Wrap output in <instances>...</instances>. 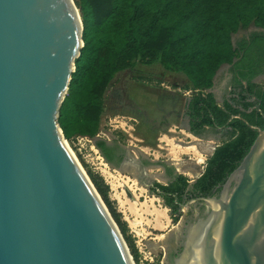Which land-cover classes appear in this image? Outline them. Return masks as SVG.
Wrapping results in <instances>:
<instances>
[{"label": "water", "instance_id": "1", "mask_svg": "<svg viewBox=\"0 0 264 264\" xmlns=\"http://www.w3.org/2000/svg\"><path fill=\"white\" fill-rule=\"evenodd\" d=\"M82 46L73 0H0V264H134L57 123ZM248 125L216 196L188 201L210 207L170 264H264V125Z\"/></svg>", "mask_w": 264, "mask_h": 264}, {"label": "trees", "instance_id": "2", "mask_svg": "<svg viewBox=\"0 0 264 264\" xmlns=\"http://www.w3.org/2000/svg\"><path fill=\"white\" fill-rule=\"evenodd\" d=\"M82 22L80 54L61 102L57 123L67 141L76 135L93 140L106 162L117 166L124 150L113 140L95 138L100 126L103 99L113 76L136 61H158L164 70L182 73L191 89L185 101L191 118L189 129L198 133L208 126L222 127L229 138L215 146L200 176L189 183L176 174L167 184L153 182L164 204L175 214L182 196L204 197L221 185L237 166L256 136L250 125L263 127L264 86L252 81L264 74V0H74ZM254 26L232 41L241 29ZM223 64H231L237 86L245 81L243 95L219 105L210 91ZM255 96L248 101L247 93ZM232 115H239L231 118ZM145 163H148L145 161ZM91 183L118 227L135 263L139 252L135 240L109 197V186L99 172L83 164ZM171 174V173H170ZM219 186L216 188L218 192ZM177 214L173 218L176 220Z\"/></svg>", "mask_w": 264, "mask_h": 264}, {"label": "rangeland", "instance_id": "3", "mask_svg": "<svg viewBox=\"0 0 264 264\" xmlns=\"http://www.w3.org/2000/svg\"><path fill=\"white\" fill-rule=\"evenodd\" d=\"M252 29L251 25L237 31L232 41ZM225 67L220 66L213 86L206 90L219 105L229 77ZM254 82L264 86V75ZM187 85L191 87L182 73L164 70L158 61L150 65L136 61L113 76L105 91L95 138L109 143L115 140L123 148L126 157L118 166L106 162L92 139L82 145L66 140L80 167L84 170L83 163L96 170L108 184L109 197L126 220L138 248L139 258L134 264H170L185 224L194 223L210 207L192 201L173 214L150 188L153 182L167 184L176 174L193 183L214 147L229 138L227 130L208 126L198 133L189 132L186 122L175 114H181L192 94L191 89H185Z\"/></svg>", "mask_w": 264, "mask_h": 264}, {"label": "flooded vegetation", "instance_id": "4", "mask_svg": "<svg viewBox=\"0 0 264 264\" xmlns=\"http://www.w3.org/2000/svg\"><path fill=\"white\" fill-rule=\"evenodd\" d=\"M230 68H231V64H226V67H225V70L227 72V74L229 75L227 81L225 82V92L222 93L221 95V103L223 104L224 102H228V103H232L233 102V98L237 99L239 95H243V92H242V88H245L246 89V84H245V81H241V86H237V83L234 81V75L233 73L230 71ZM217 73V72H216ZM216 73L214 75V78L216 77ZM264 75V74H262ZM258 76H261V75H258ZM256 76V77H258ZM255 77V78H256ZM255 78L252 80L254 81ZM213 86V85H212ZM250 97L246 98L248 101H254L255 100V96L254 95H251L249 92L247 93ZM255 105H258L257 104H254L248 111H250L252 108H255L254 106ZM256 109V108H255ZM177 116H181L180 119L185 121L186 122V125H187V128L189 130V132H192L190 129H189V124L191 122V118L190 116L187 114V109L184 108L181 112V114L179 113H175ZM262 117V116H261ZM263 119V118H262ZM264 120V119H263ZM217 130H222V131H225L226 129H223L222 127H217L216 128ZM125 153H123V157H122V160L125 158ZM121 160V161H122ZM120 161V163H121ZM119 163V164H120ZM144 164L145 161H143ZM118 164V165H119ZM117 165V166H118ZM175 176V175H174ZM174 176H172L171 180H173ZM170 180V181H171ZM153 184V183H152ZM219 185L216 186V188L218 187ZM151 187V186H150ZM216 188H214L213 190H211V193L207 196H213V195H216L218 192H216ZM189 195V194H188ZM187 194L183 195L182 196V201H180L179 203V206H182L184 205L185 203H187L190 199L192 198H197V197H200V196H188ZM199 204H202L199 202ZM199 214H201V209L199 208ZM180 250V246L179 244L177 245L176 249L173 250L172 254H171V258L174 257L178 251Z\"/></svg>", "mask_w": 264, "mask_h": 264}, {"label": "built area", "instance_id": "5", "mask_svg": "<svg viewBox=\"0 0 264 264\" xmlns=\"http://www.w3.org/2000/svg\"><path fill=\"white\" fill-rule=\"evenodd\" d=\"M74 140L77 141V143L79 145H82V142H84V141L90 142L91 141V138L88 137V136H86V135H76L74 137ZM65 141H66V139H65Z\"/></svg>", "mask_w": 264, "mask_h": 264}]
</instances>
